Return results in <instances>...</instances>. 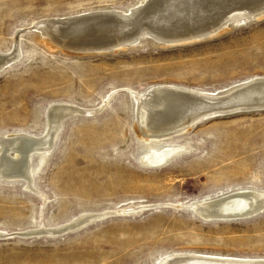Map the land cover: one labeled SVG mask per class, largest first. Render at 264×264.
I'll return each instance as SVG.
<instances>
[{"label": "rangeland", "instance_id": "1", "mask_svg": "<svg viewBox=\"0 0 264 264\" xmlns=\"http://www.w3.org/2000/svg\"><path fill=\"white\" fill-rule=\"evenodd\" d=\"M139 1L0 0V52L17 49L0 69V136L43 135L51 104L84 110L64 119L49 152L33 156L30 189L25 179L0 177V264H155L176 252L264 258V211L207 222L188 209L236 190L264 192V110L202 120L165 141L189 150L146 168L128 92L163 84L221 91L264 77V16L196 42L168 46L146 35L87 53L47 40L38 24L127 12ZM101 213L117 214L64 231Z\"/></svg>", "mask_w": 264, "mask_h": 264}, {"label": "bare ground", "instance_id": "2", "mask_svg": "<svg viewBox=\"0 0 264 264\" xmlns=\"http://www.w3.org/2000/svg\"><path fill=\"white\" fill-rule=\"evenodd\" d=\"M127 12L102 10L55 20V23L46 20L38 24L44 30L42 33L49 36L47 40L51 36L56 44L67 48L87 47L86 43L90 42L104 46L100 51L105 47L123 49L146 35L164 41L165 45L175 46L215 36L225 31L230 23L241 24L264 16V0H140ZM16 51L7 55L0 52V69L15 58ZM128 92L135 105V128L143 149L139 160L146 168L164 167L189 150L188 142L177 145L166 142L188 133L202 120L240 109L264 107V77H253L221 91L163 84L142 93ZM74 114H84V110L67 103L51 104L43 135L18 133L0 136V177L25 179V185L30 189L33 156L53 148L64 119ZM41 161L44 163V159ZM142 208L126 207L115 212L123 214L129 212L127 209ZM188 209L202 221L255 216L264 211V192L236 190L192 203ZM117 213L83 214L67 224L64 231H77ZM41 230L33 235H39ZM155 264H264V258L176 252L160 256Z\"/></svg>", "mask_w": 264, "mask_h": 264}, {"label": "water", "instance_id": "3", "mask_svg": "<svg viewBox=\"0 0 264 264\" xmlns=\"http://www.w3.org/2000/svg\"><path fill=\"white\" fill-rule=\"evenodd\" d=\"M251 20H253V19H251ZM250 21V20H249ZM56 21H52V23H55ZM85 46H87V47H79V48H75V49H77V50H79V51H83V52H97V51H100L101 50V48L102 47H104V46H100V45H95V44H91L90 42H88V43H86V45ZM104 51H110V50H112V48H110V47H105L104 49H103ZM101 52H103V51H101ZM252 110H264V107H261V108H245V109H240V111H237V112H233V113H238V112H244V111H252ZM233 113H230V114H233ZM229 113H227V114H225V115H228ZM256 216V215H255ZM252 217H254V216H250V217H241V218H231V219H222V218H218V220H211V221H233V220H243V219H250V218H252ZM210 221V222H211ZM208 222V221H207ZM67 231H69V230H67Z\"/></svg>", "mask_w": 264, "mask_h": 264}]
</instances>
